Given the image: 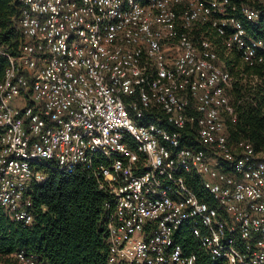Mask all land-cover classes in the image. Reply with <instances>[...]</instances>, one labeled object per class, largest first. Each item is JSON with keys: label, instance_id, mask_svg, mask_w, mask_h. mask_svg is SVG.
Returning a JSON list of instances; mask_svg holds the SVG:
<instances>
[{"label": "built area", "instance_id": "1", "mask_svg": "<svg viewBox=\"0 0 264 264\" xmlns=\"http://www.w3.org/2000/svg\"><path fill=\"white\" fill-rule=\"evenodd\" d=\"M17 1L23 40L0 77L6 216L30 227L32 185L81 169L107 194L105 264H198L185 232L211 264H264V157L228 143L238 79L217 49L264 73V0Z\"/></svg>", "mask_w": 264, "mask_h": 264}, {"label": "trees", "instance_id": "2", "mask_svg": "<svg viewBox=\"0 0 264 264\" xmlns=\"http://www.w3.org/2000/svg\"><path fill=\"white\" fill-rule=\"evenodd\" d=\"M18 14L17 0H0V77L8 63L2 53L16 54L23 40L15 23ZM217 49L221 57L222 48ZM225 62L232 71L229 61ZM249 74L258 75L260 81L252 84L239 77L229 91L236 119L225 116L227 139L231 145L246 139L259 154L264 153V73L257 66L249 69ZM180 140L189 145L193 135L182 132ZM189 181L199 197L213 204L195 176ZM28 194L34 217L30 227L11 221L0 207V264H18L12 254L19 250L38 255L44 264L106 263L103 205L108 198L94 177L81 169L72 174L52 170L44 182L32 185ZM182 244L183 251L198 254V264H211L187 232Z\"/></svg>", "mask_w": 264, "mask_h": 264}, {"label": "rangeland", "instance_id": "3", "mask_svg": "<svg viewBox=\"0 0 264 264\" xmlns=\"http://www.w3.org/2000/svg\"><path fill=\"white\" fill-rule=\"evenodd\" d=\"M210 37H211V35H210ZM221 54H222L221 55L222 59L223 60L226 59L224 61H229V65H231L230 68H231V70H232V72L236 78H239L240 76H242L243 78L246 79V81H249L252 84L256 83L252 74H249V69H251V68L247 67V65L245 63H243L239 59V57H237L233 53H226V51H224V49H222ZM259 155L264 157V153H259Z\"/></svg>", "mask_w": 264, "mask_h": 264}]
</instances>
